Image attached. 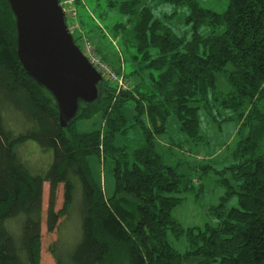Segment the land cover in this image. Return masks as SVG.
I'll use <instances>...</instances> for the list:
<instances>
[{
    "label": "trees",
    "instance_id": "obj_1",
    "mask_svg": "<svg viewBox=\"0 0 264 264\" xmlns=\"http://www.w3.org/2000/svg\"><path fill=\"white\" fill-rule=\"evenodd\" d=\"M100 1L127 18L113 33H123L125 63L139 68L133 75L145 72L148 80L116 94L104 79L100 100L81 105L64 129L56 101L18 58L15 18L0 0V264H42L44 225L57 235L54 264H264V0H226L223 12L198 0H164L189 9L190 40L155 19L145 0ZM201 26L223 31L202 36ZM219 74L230 84L228 93L218 90ZM131 102L136 115L129 122L124 108ZM211 103L230 110L223 121L240 127L229 168L237 191L224 181L227 197L211 209L216 227L184 229L172 212L193 186L164 163L157 137L175 117L190 141L204 143L200 104L212 113ZM96 116L103 128L78 130V120ZM29 141L52 153L46 172L34 173L22 160L19 149ZM102 156L115 163L111 195L90 165ZM233 194L238 207L226 210ZM68 221L78 234L60 253ZM169 233L185 237L189 251H176Z\"/></svg>",
    "mask_w": 264,
    "mask_h": 264
},
{
    "label": "rangeland",
    "instance_id": "obj_2",
    "mask_svg": "<svg viewBox=\"0 0 264 264\" xmlns=\"http://www.w3.org/2000/svg\"><path fill=\"white\" fill-rule=\"evenodd\" d=\"M67 1L63 0L61 5L64 7ZM198 1L218 12H223L226 7V0ZM144 6L151 10L155 19L164 22L178 37L191 39L194 23L193 21L188 22L190 11L187 7L164 0H145ZM71 9L76 11L73 16ZM69 10L70 12L67 14L70 16H67V22L69 26L76 27L73 36L78 46L82 45V40L90 41L99 50L100 56L105 58L106 62L130 84L127 90H122L110 82L109 84L114 89L116 87L114 90L116 94L133 90L135 85H143L147 82V73L143 72L139 74L140 76L137 74L134 76L133 72L139 70L137 65L130 63L128 66L127 62L125 63L124 54L121 50L123 48L122 31L118 35L113 33V26L124 23L127 20L125 16L120 15L117 10H111L105 2H98V0H73V3L69 4ZM81 15L84 17L81 18ZM199 31L202 36H208L220 34L223 29L201 26ZM127 38L130 39V37ZM217 87L219 91L224 93H228L231 89L223 74L218 75ZM211 108L212 113H209L200 104V134L204 138V143L190 141L181 131L180 123L175 117L168 120L166 133L157 137L156 149L164 163L176 168L193 186V190L180 194L183 202L172 212L173 219L184 229L204 228L207 225L216 227L218 225L217 216L211 214V209L219 206L227 197L228 189L224 181L228 180L234 190L237 191L236 182L233 180L229 168L234 165L232 154L240 139V127L234 120L223 121L232 116L230 110L220 109L213 103H211ZM124 114L129 122L133 121V117L136 115L133 102L125 106ZM101 117L96 116L87 121L78 120V130L89 133L103 128ZM243 132L246 133L245 130ZM132 136L129 133L128 137L133 138ZM184 139L186 141H183ZM178 140L182 143L181 145H178ZM119 143L120 141L117 144ZM166 146H169V149ZM19 153L22 160L28 164L34 173L46 172L53 162L52 153L44 152L34 141L23 144ZM90 165L96 180L101 184L104 191L111 195L114 190L112 177L115 167L114 160L104 156L92 157L90 158ZM47 199L48 196L45 198V209L47 208ZM60 205L61 203H59ZM235 207H238V196L233 194L225 202V209L229 210ZM62 230L64 240L61 243L60 253H64L69 248V242L72 241L73 235L77 236L78 234V226L68 221ZM42 231V264H54L50 249L52 243L56 241L57 235L48 234L45 225ZM168 239L176 251L183 254L189 251V244L185 237L176 238L172 233H169Z\"/></svg>",
    "mask_w": 264,
    "mask_h": 264
},
{
    "label": "water",
    "instance_id": "obj_3",
    "mask_svg": "<svg viewBox=\"0 0 264 264\" xmlns=\"http://www.w3.org/2000/svg\"><path fill=\"white\" fill-rule=\"evenodd\" d=\"M16 23L17 55L31 79L47 90L67 129L81 105L101 98L103 76L75 42L59 0H7Z\"/></svg>",
    "mask_w": 264,
    "mask_h": 264
},
{
    "label": "built area",
    "instance_id": "obj_4",
    "mask_svg": "<svg viewBox=\"0 0 264 264\" xmlns=\"http://www.w3.org/2000/svg\"><path fill=\"white\" fill-rule=\"evenodd\" d=\"M73 3V0H68L65 2V5H61L66 13V16H70V14H67V12H70L69 10V4L71 5ZM72 16L75 14V10H72ZM68 19V17H67ZM70 32L74 35L76 32L75 26H69ZM82 50L83 54L86 56L90 64L103 76V78L109 83H114L116 87L127 90L129 87V84L126 82L125 78L123 76H120L111 65H109L107 62H105L102 57L98 54L95 46L88 40H82V45L79 46Z\"/></svg>",
    "mask_w": 264,
    "mask_h": 264
},
{
    "label": "crops",
    "instance_id": "obj_5",
    "mask_svg": "<svg viewBox=\"0 0 264 264\" xmlns=\"http://www.w3.org/2000/svg\"><path fill=\"white\" fill-rule=\"evenodd\" d=\"M183 141H186V140L184 139ZM178 142H179L178 145L182 144V143H180V140H178ZM166 147L169 149V146H166Z\"/></svg>",
    "mask_w": 264,
    "mask_h": 264
}]
</instances>
